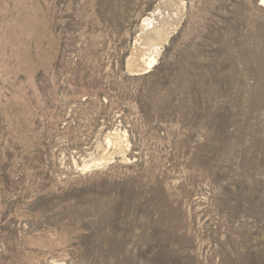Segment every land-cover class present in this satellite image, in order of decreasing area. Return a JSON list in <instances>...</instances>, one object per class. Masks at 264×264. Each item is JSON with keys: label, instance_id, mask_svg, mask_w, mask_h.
<instances>
[{"label": "rangeland", "instance_id": "374dc122", "mask_svg": "<svg viewBox=\"0 0 264 264\" xmlns=\"http://www.w3.org/2000/svg\"><path fill=\"white\" fill-rule=\"evenodd\" d=\"M259 2L0 0V264H264Z\"/></svg>", "mask_w": 264, "mask_h": 264}, {"label": "bare ground", "instance_id": "6f19581e", "mask_svg": "<svg viewBox=\"0 0 264 264\" xmlns=\"http://www.w3.org/2000/svg\"><path fill=\"white\" fill-rule=\"evenodd\" d=\"M261 1V0H260ZM264 0H262V2H263ZM262 2H259V3H261L260 5H262ZM155 62V60H154V58H150L149 59V61H148V65H150V64H153ZM154 65V64H153Z\"/></svg>", "mask_w": 264, "mask_h": 264}]
</instances>
